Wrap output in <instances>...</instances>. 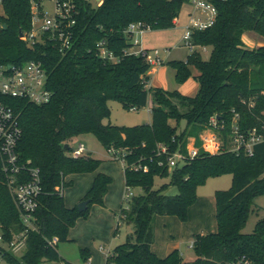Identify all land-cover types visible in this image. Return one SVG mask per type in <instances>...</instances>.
Here are the masks:
<instances>
[{"label":"trees","instance_id":"16d2710c","mask_svg":"<svg viewBox=\"0 0 264 264\" xmlns=\"http://www.w3.org/2000/svg\"><path fill=\"white\" fill-rule=\"evenodd\" d=\"M79 16L75 27V44L62 56L50 46L27 47L20 34L31 28L29 0H3L0 16V65L21 66L40 61L45 70L46 88L51 100L34 105L22 99L0 98L17 117L21 134L16 153L22 164L39 170L42 193L35 211L36 232H30L26 249L20 257L8 256V264H61L58 244L67 241L77 220L86 218L90 205L102 206L111 179L99 174L83 201L84 212L68 209L63 191L71 186L65 178L75 174L96 172L101 161L89 155L73 158L69 142L76 137L93 135L107 151L126 148L128 165L141 162L148 171L124 170L125 186L140 189L128 209L119 211L120 222L134 226L133 241L127 240L107 257V264H235L245 259L264 264V218L251 234H244L255 198L264 196V144L253 148L248 156L222 151L209 154L201 149L199 134L209 126L212 117L225 124L221 133L224 147L234 115H238L241 132L264 125V45L247 49L242 42L245 33L253 32L264 40V0H226L216 3L215 24L192 34L194 47L209 48L204 60L197 50L185 62H172L177 83L190 77L189 68L197 71L198 92L185 97L161 88H146L150 66L141 56L129 53L133 48L128 26L141 23L146 29L165 30L187 0H104L93 7L76 0ZM104 41L114 60L98 56L96 45ZM148 51V50H146ZM151 97V120L140 126H113L103 121L110 117L108 102L116 101L125 111L147 107ZM185 122L177 132L169 121ZM188 137H194L198 155L181 166L169 170L160 167L157 144L170 152L178 147L186 154ZM67 146V148H66ZM151 161V162H150ZM0 155V232L6 239L18 232V211L2 173ZM232 176L231 188L216 191V231L193 237L195 259L185 262L178 251L165 258L151 251L154 242L155 217H176L187 221L188 209L196 202L198 187L210 178ZM169 178V184L154 190L155 178ZM169 188L177 194L165 195ZM122 216V218H121ZM55 240V243H53ZM88 255L83 264H88Z\"/></svg>","mask_w":264,"mask_h":264},{"label":"built area","instance_id":"2783aa9c","mask_svg":"<svg viewBox=\"0 0 264 264\" xmlns=\"http://www.w3.org/2000/svg\"><path fill=\"white\" fill-rule=\"evenodd\" d=\"M226 0H187L191 7L189 21L185 29L184 41L194 51L191 43L192 34L196 31H204L212 27L217 18L216 3ZM93 7H100L104 0H85ZM31 14V28L28 32L21 34L20 39L29 47L50 46L62 56L69 53L75 44V27L79 16L78 4L76 0H29ZM50 6L47 9L46 6ZM0 7L3 12V0H0ZM3 13L0 15L2 16ZM147 30L141 23H133L128 26L126 33L130 35L133 48L129 53L144 58L145 62L154 67L162 64V60L150 51L140 48V37ZM98 56L102 59L114 60V56L106 48L104 41L96 45ZM47 76L40 61H29L21 66L12 64L0 65V98H13L28 101L40 106L47 104L51 100V92L46 88ZM131 111H137L133 108ZM238 115H234L224 147L221 133L225 129V124L219 117H212L209 126L198 136L201 142V149L209 154H218L222 151L238 153L245 152L248 156L253 155V148L264 144V125L260 128H252L247 132H241L238 124ZM20 128L17 117L13 111L0 102V155L2 157V173L4 174L7 187L13 198L14 205L18 211L20 230L10 232V238L6 239L0 234V264H8V256L20 257L26 249V240L30 232H36V218L34 216L37 209V199L42 193L41 178L39 170L31 167L30 162L22 164L16 153V146L20 138ZM194 137L186 140V154L181 153L180 147L175 152H170L169 148L162 144L156 146V156L160 159L157 164L162 167L164 164L169 170L181 166L187 160L198 155L199 148L195 145ZM85 153V148L79 144L70 156L78 158ZM107 154L112 161L120 163L124 172L129 167L135 171H148L147 165H142L140 161L128 165L126 156L130 151L126 148L116 150L111 147ZM151 162V161H150ZM134 195L132 189L125 187L122 208L128 209V203ZM122 218V216H121ZM120 222V217L118 216ZM55 243V240H53ZM192 246V243H191ZM110 255L108 252L107 257ZM105 264L106 261H105ZM235 264H252L240 259Z\"/></svg>","mask_w":264,"mask_h":264},{"label":"rangeland","instance_id":"374dc122","mask_svg":"<svg viewBox=\"0 0 264 264\" xmlns=\"http://www.w3.org/2000/svg\"><path fill=\"white\" fill-rule=\"evenodd\" d=\"M46 7L50 9L49 5ZM190 11V5L183 4L178 14L177 25L173 28L155 31L147 29L143 33V42L148 45L145 44L146 48L150 50L151 55L157 53L164 64L157 67L149 77L150 86L153 88H161L169 92L175 91L186 96H191L197 89V84L193 78L196 75L194 68H189L190 77L184 83L179 84L175 79V71L171 66L172 62H185L190 54V48L183 39ZM2 13L0 7V15ZM242 42L247 49H254L264 44V40L253 32L245 33ZM201 56L204 59L207 58L208 50L201 52ZM108 107L111 114L108 119L103 121L106 125L132 127L146 125L150 122V112L147 107L137 111H125L116 101L108 102ZM170 121L177 128V132L185 128L184 121L180 123H176L174 120ZM79 144H82L86 149L85 155L99 161L102 160L100 164H104L103 170L112 173L110 176L113 178V185L108 203L106 202L103 207L95 204L90 205L86 218L78 219L70 237L67 238V241L59 243L57 250L62 259V264H83L85 255L91 256L95 264H105L108 252L112 253L116 247L123 245L127 240L133 241L134 238V226L119 222L114 215L119 213L120 193L121 190L123 193L125 184L124 175L121 174L120 163L108 159L107 151L93 135L76 137L69 142L72 150L77 148ZM74 181L73 187L66 188L64 191V203L70 208L78 206L83 198V195L80 194L84 186L80 178H76ZM169 181V178L157 177L154 180L153 189L157 190L163 185L169 184ZM231 185L232 176L224 174L210 178L205 185L198 187L196 202L189 207L186 222H181L176 217H155L154 224L157 233L154 249L157 247L163 250L165 246L171 247L169 245L175 243L178 246L176 249L171 250L169 254L176 250L182 255L185 262H192L195 259L191 247L193 236L202 233L204 230H206L204 231L206 234L213 233L210 226L212 223L215 224V192L227 191L231 188ZM139 192L140 189H132L134 196L138 195ZM176 194L175 188H169L165 193L168 196ZM99 208L107 209L105 214H102ZM261 218H264V196L255 198L252 212L242 233L251 234L255 224Z\"/></svg>","mask_w":264,"mask_h":264},{"label":"crops","instance_id":"0c3cea01","mask_svg":"<svg viewBox=\"0 0 264 264\" xmlns=\"http://www.w3.org/2000/svg\"><path fill=\"white\" fill-rule=\"evenodd\" d=\"M190 13H191V11H190ZM178 18V17H177ZM177 18L174 20V26L175 25H177ZM144 33V32H143ZM143 35L144 34H142L141 35V37H140V48H142V49H144V50H148V48H146V46H148L146 43H144L143 42V39H142V37H143ZM145 44H146V46H145ZM262 45H264V44H262ZM195 50H197L198 52H200V54H201V52H203V51H207L208 50V57H209V53H210V50H209V48H198V47H196V49ZM148 51H150V50H148ZM208 57L207 58H203L204 60H206V59H208ZM164 64H163V62H162V64L161 65H157V66H154V67H151L150 68V70H149V72L147 73V81H146V84H145V87L148 89V88H153V87H151L150 86V84H151V81L149 80V77H150V75L153 73V72H155V70H156V68L157 67H161V66H163ZM198 74H197V71H196V75L193 77L194 78V80H195V77L197 76ZM195 82H196V80H195ZM196 84H197V89L192 93V95L191 96H186V95H184V94H181V93H179V94H181L182 96H185V97H194L196 94H197V91H198V83L196 82ZM151 107H152V101H151V97H149L148 98V104H147V109L149 110V112H150V109H151ZM150 120H151V115H150ZM150 123V122H149ZM169 123V125L171 126V127H175V125H173L172 123H171V121H169L168 122ZM184 130V129H183ZM183 130H181V131H183ZM180 131V132H181ZM87 151H86V149H85V153H86ZM84 153V154H85ZM109 157V156H108ZM109 160H111L110 158H108ZM101 161V163H102V160H100ZM112 161V160H111ZM115 162V161H114ZM103 165L104 164H100V166H99V168L96 170V172H94V173H90V174H75V175H70V176H68V177H66L65 178V181L66 182H70L71 183V186L70 187H73V185L75 184V181H74V179H78V178H80V181L82 182V184H83V188L81 189V194L80 195H83V198H84V196L87 194V192L89 191V189L91 188V186H92V184H93V181H94V179H95V177L97 176V175H99V174H102V175H106V176H108L110 179H111V184H110V186H109V188H108V191H107V193H106V195L104 196V201H103V205L107 202L108 203V199H109V194H110V191H111V188H112V185H113V178H111L112 176H110V175H112V173H110V172H106V171H104L103 170ZM121 166V165H120ZM121 170H122V167H121ZM121 174H123L124 175V172H123V170L121 171ZM123 178H124V176H123ZM124 181H125V178H124ZM70 187H68V188H70ZM125 184H124V190H123V193H122V190H121V193H120V202H119V211H120V209L122 208V203H123V196H124V191H125ZM66 190V189H65ZM64 190V191H65ZM64 191H63V197H64ZM140 193H142L141 192V190H140V192H139V194ZM83 198H82V200L81 201H83ZM215 202V201H214ZM103 205L101 206V207H103ZM66 206V205H65ZM68 209H72V208H74V207H72V208H70V207H68V206H66ZM117 207H118V204H117ZM76 208V207H75ZM99 209H101V211H102V214H105V211L107 210V209H105V208H99ZM215 212H216V208H215ZM114 214V213H113ZM112 214V215H113ZM107 215H108V213H107ZM115 215V217L116 218H118V215H119V213L117 214H114ZM109 217V216H108ZM107 217V218H108ZM114 217V216H113ZM215 217V216H214ZM78 221V220H77ZM77 223V222H76ZM75 226V225H74ZM112 229V228H111ZM111 229H109V230H111ZM210 229H211V231L214 233L215 231H216V220H215V224L214 223H212V225L210 226ZM73 230H74V227L73 228H71L70 229V231H69V233H68V237H70V234H72V232H73ZM153 230H154V242H153V244L151 245V251L157 256V257H159V258H165L167 255H169V252L171 251V250H174V249H176V247L178 246L177 244H175V243H173V244H171V245H169V246H171V247H166L165 246V248L162 250V249H158L157 247H155V249H154V245H155V240H156V228H155V224H154V220H153ZM201 231H202V229H200ZM204 231H206V230H204ZM204 231L202 232V233H197L198 235H206V233H204ZM0 234H2L1 232H0ZM194 237V236H193ZM94 252V251H93ZM159 253H162V254H159ZM182 256V255H181ZM88 264H95L94 263V261H93V259H92V257L91 256H89L88 255ZM61 264H62V261H61Z\"/></svg>","mask_w":264,"mask_h":264},{"label":"water","instance_id":"95a60500","mask_svg":"<svg viewBox=\"0 0 264 264\" xmlns=\"http://www.w3.org/2000/svg\"><path fill=\"white\" fill-rule=\"evenodd\" d=\"M20 36H21V34H20ZM66 148H67V146H66ZM88 204H89L88 201H82L78 206H76L77 211L78 212L86 211Z\"/></svg>","mask_w":264,"mask_h":264}]
</instances>
